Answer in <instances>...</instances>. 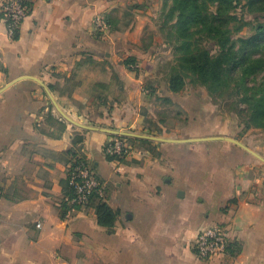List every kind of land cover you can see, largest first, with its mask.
I'll list each match as a JSON object with an SVG mask.
<instances>
[{
    "label": "crops",
    "instance_id": "crops-1",
    "mask_svg": "<svg viewBox=\"0 0 264 264\" xmlns=\"http://www.w3.org/2000/svg\"><path fill=\"white\" fill-rule=\"evenodd\" d=\"M30 1L17 39L0 12V264H264V164L230 142L186 141L239 138L204 100L193 108L160 82L167 47L144 42L163 0ZM99 14L115 21L105 34ZM31 76L69 117L99 129L67 121ZM163 101L183 111L175 124ZM101 129L181 141L120 136L131 151L117 158L104 149L119 135ZM74 151L105 183L103 222L97 199L65 218ZM214 225L230 245L199 258L195 241Z\"/></svg>",
    "mask_w": 264,
    "mask_h": 264
},
{
    "label": "trees",
    "instance_id": "trees-1",
    "mask_svg": "<svg viewBox=\"0 0 264 264\" xmlns=\"http://www.w3.org/2000/svg\"><path fill=\"white\" fill-rule=\"evenodd\" d=\"M237 1L163 0V26L170 28L169 36L174 39L177 70L170 77L169 89L175 93L182 91L186 78H190L213 95L231 92L238 96L239 102L247 105L251 123L264 128V84L250 87L246 79L264 68V58L255 57L264 45V23L256 26L251 37L235 38L244 25L235 14ZM248 1L250 5H258V11H264V0ZM27 4L31 12V1ZM105 17L111 30L115 21L108 15ZM18 33L14 39L18 38ZM199 36L216 47L217 53L213 54L209 47L203 46ZM125 62L130 66L133 59ZM77 154L72 152V157ZM98 201L96 208L103 222L104 216L111 211L103 200ZM63 208L66 212L65 202Z\"/></svg>",
    "mask_w": 264,
    "mask_h": 264
},
{
    "label": "rangeland",
    "instance_id": "rangeland-1",
    "mask_svg": "<svg viewBox=\"0 0 264 264\" xmlns=\"http://www.w3.org/2000/svg\"><path fill=\"white\" fill-rule=\"evenodd\" d=\"M162 5L163 4L160 3L159 15L154 18L157 22L145 31L144 43L146 46L149 45L154 40V37H158L160 43H165L167 47L166 52H161L163 57L158 60L157 64L159 73L158 78L161 83H169L170 77L172 74L177 73V70L175 50L173 47L174 39L169 36L170 28L168 26H163V22L165 21V10L162 9ZM257 6L258 5H250L248 0L237 1L235 14L244 22V25L242 30L234 36L235 38L251 37L255 34L256 26L264 23V11H258ZM129 19V17L125 18L124 23H126L125 21ZM199 38L201 39L203 46L209 47L213 54L217 53L218 49L212 44L209 45L210 42L207 39L200 36ZM255 57L264 58V45ZM246 79L247 84L250 87L261 86L264 84V68L255 74L248 75ZM149 92H151V90ZM183 92H186L187 98L191 100L193 108L199 107V101L204 100V103L202 101V104L207 105L210 113L223 116L230 126L229 130H232L231 132L234 133L239 140L250 143L253 146V148H251H255L254 151L258 150L262 153V155H264V128L256 127L251 123L249 119L250 110L246 104L239 102L238 96L232 94L231 92H227L223 96H220L218 93L213 95L205 86L192 81L190 78H186L185 87L182 91L177 93L179 94ZM159 101L160 99H156V102ZM161 104L163 107H166V110H168L166 114L171 119V123L169 124H175L178 116L184 114L177 104L164 101Z\"/></svg>",
    "mask_w": 264,
    "mask_h": 264
},
{
    "label": "built area",
    "instance_id": "built-area-1",
    "mask_svg": "<svg viewBox=\"0 0 264 264\" xmlns=\"http://www.w3.org/2000/svg\"><path fill=\"white\" fill-rule=\"evenodd\" d=\"M27 1L29 0H4L1 5V17L6 24L7 33L11 39H14L21 23L30 13ZM94 26L96 31L103 34L110 31V25L104 15L99 14L95 17ZM136 67L131 66V68ZM130 151V143L126 138L120 136L111 139L104 149L106 155L117 158L125 156ZM68 182L71 193L65 198L67 206L66 219L77 212L88 209L94 199L104 200L106 197L105 183L99 179L88 159L81 154L72 157ZM230 242L231 240L225 230L218 225H214L198 235L194 249L199 258L207 259L213 255L225 253Z\"/></svg>",
    "mask_w": 264,
    "mask_h": 264
},
{
    "label": "water",
    "instance_id": "water-1",
    "mask_svg": "<svg viewBox=\"0 0 264 264\" xmlns=\"http://www.w3.org/2000/svg\"><path fill=\"white\" fill-rule=\"evenodd\" d=\"M28 78L33 79L34 81H36L37 83H39L46 90V92H47L50 100L52 101L55 109L67 121H69L70 123H72L74 125H77L79 127H82L84 129H99V128H94V127H90V126L84 125L82 123H79V122L75 121L71 117H69L61 109V107L58 105L57 101L53 97V95L50 92V90L48 89V87L40 79H38L36 77H32V76L31 77H28ZM101 130H104V131H107L109 133H113V134L119 135V136H130V137H137V138H146V139H151V140H155V141H181V140L166 139V138H162V137L142 135V134L130 133V132H122V131L110 130V129H101ZM211 140L230 142V143H232V144H234V145L242 148L247 153L251 154L252 156L256 157L257 159H259L260 161H262L264 163V157L261 154H259L258 152L254 151L253 149H251L250 147H248L247 145H245L244 143H242L241 141H239L236 138H231V137H226V136H213V137H203V138H190V139H187L186 141L199 142V141H211Z\"/></svg>",
    "mask_w": 264,
    "mask_h": 264
}]
</instances>
